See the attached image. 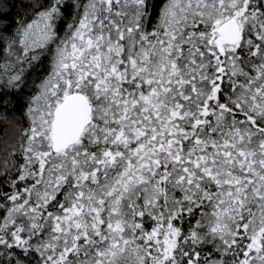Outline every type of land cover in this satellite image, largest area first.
<instances>
[{
  "label": "snow or ice",
  "instance_id": "snow-or-ice-1",
  "mask_svg": "<svg viewBox=\"0 0 264 264\" xmlns=\"http://www.w3.org/2000/svg\"><path fill=\"white\" fill-rule=\"evenodd\" d=\"M0 264H264V0H0Z\"/></svg>",
  "mask_w": 264,
  "mask_h": 264
}]
</instances>
